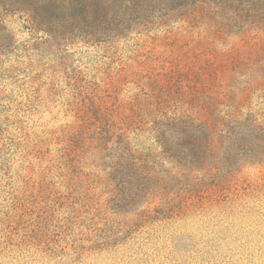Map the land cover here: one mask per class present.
<instances>
[{
	"label": "rangeland",
	"instance_id": "374dc122",
	"mask_svg": "<svg viewBox=\"0 0 264 264\" xmlns=\"http://www.w3.org/2000/svg\"><path fill=\"white\" fill-rule=\"evenodd\" d=\"M206 8L53 38L0 3V264H256L258 229L215 199L264 198V164L193 212L198 174L157 141L164 116L191 107L264 116V6L242 20ZM123 166L137 169L130 183Z\"/></svg>",
	"mask_w": 264,
	"mask_h": 264
},
{
	"label": "trees",
	"instance_id": "16d2710c",
	"mask_svg": "<svg viewBox=\"0 0 264 264\" xmlns=\"http://www.w3.org/2000/svg\"><path fill=\"white\" fill-rule=\"evenodd\" d=\"M0 3L2 7L13 10L30 11L33 22L53 38L72 34L94 38L112 34L120 36L155 15L170 16L190 6L207 10L206 5L213 4L222 12L229 7L240 20L252 16L251 13L264 6V0H9L8 4L1 0ZM237 18L235 22H238ZM0 38L6 39L7 36ZM164 118L166 124L157 134L159 146L165 150L168 159L182 163L198 174L190 182L186 194L189 198L202 199V206L183 204L182 207L189 211L202 212L206 193L212 191L217 196L235 180L236 172L247 163L264 164V116L258 120L255 115H244L239 108L222 115L212 107L201 106L196 110L193 107L184 109L174 117L165 115ZM123 167L126 172H122V177L128 183L131 177L138 176L136 168ZM156 183L162 185L160 181ZM128 195L138 196V193L132 194L128 190ZM215 201L221 208L219 214L228 219L246 218L251 226L258 229L257 234L250 232L252 237L247 243L259 242L254 248L259 256L248 250L247 257L249 263L264 261V243L260 242V239L264 240V198L253 191L242 196H224ZM180 209L177 206V210L173 211L172 205L163 214L172 218ZM239 247L243 249V246Z\"/></svg>",
	"mask_w": 264,
	"mask_h": 264
}]
</instances>
